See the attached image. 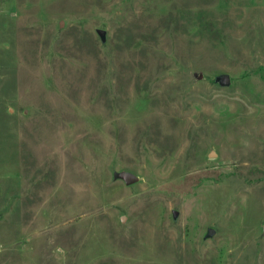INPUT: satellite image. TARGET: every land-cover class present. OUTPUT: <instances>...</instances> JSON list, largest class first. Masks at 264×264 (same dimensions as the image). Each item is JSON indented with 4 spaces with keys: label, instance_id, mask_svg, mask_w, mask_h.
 Returning <instances> with one entry per match:
<instances>
[{
    "label": "rangeland",
    "instance_id": "374dc122",
    "mask_svg": "<svg viewBox=\"0 0 264 264\" xmlns=\"http://www.w3.org/2000/svg\"><path fill=\"white\" fill-rule=\"evenodd\" d=\"M0 264H264V0H0Z\"/></svg>",
    "mask_w": 264,
    "mask_h": 264
},
{
    "label": "water",
    "instance_id": "95a60500",
    "mask_svg": "<svg viewBox=\"0 0 264 264\" xmlns=\"http://www.w3.org/2000/svg\"><path fill=\"white\" fill-rule=\"evenodd\" d=\"M100 41L104 43L105 41V32L103 30H97L96 31ZM201 77V74H199V77ZM213 83L217 84L219 87H228L230 85V78L227 74H220L214 77ZM113 179L115 180H121L125 185H132L138 181V177H136L134 174L128 172V171H120V172H114L112 174ZM172 220L175 221L177 212L172 210L171 211ZM124 218H121V221H123ZM214 233V230L211 228H208L205 234V238L210 237Z\"/></svg>",
    "mask_w": 264,
    "mask_h": 264
}]
</instances>
